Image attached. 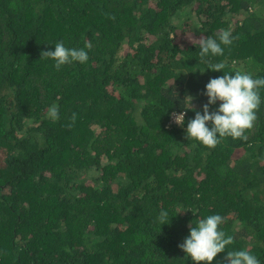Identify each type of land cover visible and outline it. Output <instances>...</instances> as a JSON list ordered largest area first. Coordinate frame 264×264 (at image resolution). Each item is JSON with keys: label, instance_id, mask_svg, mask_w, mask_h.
<instances>
[{"label": "trees", "instance_id": "16d2710c", "mask_svg": "<svg viewBox=\"0 0 264 264\" xmlns=\"http://www.w3.org/2000/svg\"><path fill=\"white\" fill-rule=\"evenodd\" d=\"M57 40L88 62L40 58ZM217 62L264 76V0H0V264H193L178 245L214 213L264 264V102L214 148L188 139L194 111L169 123Z\"/></svg>", "mask_w": 264, "mask_h": 264}, {"label": "clouds", "instance_id": "9594fccd", "mask_svg": "<svg viewBox=\"0 0 264 264\" xmlns=\"http://www.w3.org/2000/svg\"><path fill=\"white\" fill-rule=\"evenodd\" d=\"M235 37L231 29L222 30L218 38L202 36L199 41V56L203 59L211 56H222L224 47L231 45ZM54 49L41 52L40 58H47L54 62L59 70L66 64L79 62L84 64L89 60V53L85 47H67L62 40L54 42ZM206 69L220 72L225 69L223 62L209 64ZM223 75L212 77L206 83L203 95L207 102L202 110H196L192 105L194 99L186 95L182 107L184 110L173 113L174 121L185 125L186 112L194 111V118L186 123V135L191 139L209 148H214L223 138L246 140V131L254 126L257 111L264 102L261 89H264V76H254L242 70L222 71ZM216 106L214 109L212 106ZM48 115L58 119L59 110L55 105L49 109ZM169 212L161 209L156 215V222L162 226L170 223ZM224 217L219 213L209 214L191 222L189 234L178 245L189 257L193 264H212L214 258L221 252L225 253L222 264H262L256 254L247 248L226 251V247L233 241L231 235L226 234L221 225ZM221 264V262H219Z\"/></svg>", "mask_w": 264, "mask_h": 264}, {"label": "built area", "instance_id": "2783aa9c", "mask_svg": "<svg viewBox=\"0 0 264 264\" xmlns=\"http://www.w3.org/2000/svg\"><path fill=\"white\" fill-rule=\"evenodd\" d=\"M169 123H176L175 121H174V119H173V116L171 115V118H170V121H169Z\"/></svg>", "mask_w": 264, "mask_h": 264}]
</instances>
